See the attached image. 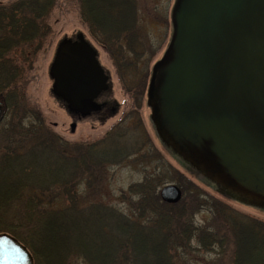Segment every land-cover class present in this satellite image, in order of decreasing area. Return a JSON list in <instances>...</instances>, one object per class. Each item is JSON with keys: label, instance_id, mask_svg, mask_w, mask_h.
Returning <instances> with one entry per match:
<instances>
[{"label": "trees", "instance_id": "obj_1", "mask_svg": "<svg viewBox=\"0 0 264 264\" xmlns=\"http://www.w3.org/2000/svg\"><path fill=\"white\" fill-rule=\"evenodd\" d=\"M77 2L81 22L107 52L131 98L130 113L135 111L145 83L143 77L134 78L135 64L125 52L135 59L140 55L135 51L136 0ZM54 6L55 0L0 3V100L8 113L6 127L0 123V233L24 245L33 264H187L198 251L228 253L229 264H264V222L205 194L167 165L154 146L148 147L158 158L157 173H146L120 196L127 214L76 199L77 181L88 179L89 185L98 167L121 163L140 146L131 145L133 130L125 125H113L92 143L65 144L30 104L28 72L49 34ZM141 128L139 123L135 131L144 133ZM169 181L182 192L173 204L159 196ZM203 208L211 211V221L195 225L192 215ZM219 259L213 264H222Z\"/></svg>", "mask_w": 264, "mask_h": 264}, {"label": "water", "instance_id": "obj_2", "mask_svg": "<svg viewBox=\"0 0 264 264\" xmlns=\"http://www.w3.org/2000/svg\"><path fill=\"white\" fill-rule=\"evenodd\" d=\"M169 21L146 89L157 135L217 186L264 207V0H174ZM48 76L66 110L81 112L106 79L81 33L58 43ZM159 195L173 204L181 191L167 184ZM0 264L33 260L0 233Z\"/></svg>", "mask_w": 264, "mask_h": 264}, {"label": "rangeland", "instance_id": "obj_3", "mask_svg": "<svg viewBox=\"0 0 264 264\" xmlns=\"http://www.w3.org/2000/svg\"><path fill=\"white\" fill-rule=\"evenodd\" d=\"M10 1L13 0H0V3ZM172 2L173 0H136L138 39L136 38L137 45L135 51L140 53V55L137 59H135L136 57L130 51H126L125 55L128 60L133 61L135 64L136 72L133 75L134 78L137 81L141 77L144 78L145 89L151 66L160 58L169 38V11ZM47 23L50 30L49 34L46 36L45 42H43L41 49L35 57L32 70L28 72L25 88V93L30 104L41 113L47 129L65 144L80 145L97 141L113 125H118L119 127L125 125L133 130V137L130 141L131 145L140 146L139 153L129 156L121 163L109 164L105 169L98 167V170L95 172L96 175L92 173L95 175V178L92 179V183L89 185L87 184L88 179L77 181L74 195L81 204L87 205V203L92 202L103 203L127 214L128 207L120 196L121 194H125L130 185L141 182L146 173H152L154 170L157 173L158 158L150 156L152 151L148 147L154 146L159 156L167 165L169 164L173 169L194 182L205 194L211 195L239 213L264 222V207L248 204L241 198L239 199L232 191L220 188L178 155L175 156L169 153L158 142L153 131V125L150 122V110L145 105V89L141 96H139L140 105L135 111L130 113L132 109L131 98L124 92L115 67L107 52L96 42L93 38L94 36L91 35L86 26L81 22L77 0H55V6L48 16ZM76 32H81L85 39L95 48L98 61L109 73V78L112 80V98L115 100L118 108V112L114 116L99 121L88 120L86 122L72 123V120L70 121L61 105L49 93L51 80L47 75V68L51 62L56 43L62 36L68 37ZM121 45L126 47L124 41H121ZM128 81L129 84L126 81L127 84L131 86V80ZM0 102L4 107V116L0 123H2V127H6L8 117H5V114L8 113H6L3 102L1 100ZM139 123L142 125L144 133L135 131L136 125ZM71 124H74L73 129L70 127ZM130 148L129 151L134 149V147ZM173 177L176 179L172 175ZM166 184L177 186L176 181H169ZM211 217V211L208 208H203L192 215V221L195 225H206L211 221ZM192 245L194 247L197 246L195 242ZM217 254L214 251L207 253L198 251L194 253L193 257L188 259L187 264H213V262H218L219 258L222 264H229L228 253H223L219 256ZM75 264L80 263L76 261Z\"/></svg>", "mask_w": 264, "mask_h": 264}, {"label": "flooded vegetation", "instance_id": "obj_4", "mask_svg": "<svg viewBox=\"0 0 264 264\" xmlns=\"http://www.w3.org/2000/svg\"><path fill=\"white\" fill-rule=\"evenodd\" d=\"M75 35L64 36V38H73ZM97 42V41H96ZM98 56V55H97ZM98 60V57H97ZM98 65L100 67L101 73L103 77H105V81L102 86L99 87L97 92L90 98L89 106L84 111H79L76 107L68 108V117L70 121L74 122H86L88 120L99 121L104 118L114 116L118 112L117 104L115 100L112 98V80L109 78L108 71L102 66V64L98 61ZM61 101L60 98H56ZM62 102V101H61Z\"/></svg>", "mask_w": 264, "mask_h": 264}]
</instances>
